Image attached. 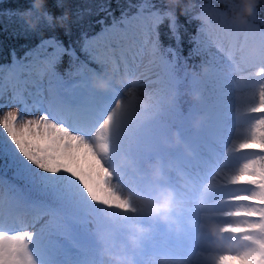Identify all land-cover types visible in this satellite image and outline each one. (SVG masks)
Wrapping results in <instances>:
<instances>
[{
    "label": "snow or ice",
    "instance_id": "obj_1",
    "mask_svg": "<svg viewBox=\"0 0 264 264\" xmlns=\"http://www.w3.org/2000/svg\"><path fill=\"white\" fill-rule=\"evenodd\" d=\"M131 7L134 12L110 23L101 20L91 38L84 34L79 54L46 39L0 66V109L17 106L0 116V264H110L104 249L124 244L128 250L146 188L133 189L124 179L127 168L117 175L110 167L121 151L141 166L145 158L171 156L196 185L185 197L196 220L185 236L189 242L172 245L166 237L161 245L153 233L134 253L136 264H147L153 251L167 252L179 264H191L189 254L196 264H264V22L257 27L255 13L237 26L210 0L202 4L200 11L211 17L194 42L210 70L199 79L158 39L159 25L167 20L175 30L177 18L151 0ZM250 41L256 56L247 54ZM100 45L106 50L102 68L112 62L117 73L142 74L135 91L91 86L89 74L100 71L89 64L98 60ZM64 56L77 61L75 72L59 71ZM232 66L238 74L230 76L224 69ZM145 81L150 88L140 92ZM188 84L211 85V103L184 100L181 89ZM172 86L177 94L166 107L160 97ZM201 111L208 122L193 129L190 121ZM33 112L40 114L26 119ZM172 129L192 156L161 143V136L171 139ZM205 217L218 220L239 241L236 247L212 250L202 243Z\"/></svg>",
    "mask_w": 264,
    "mask_h": 264
},
{
    "label": "clouds",
    "instance_id": "obj_2",
    "mask_svg": "<svg viewBox=\"0 0 264 264\" xmlns=\"http://www.w3.org/2000/svg\"><path fill=\"white\" fill-rule=\"evenodd\" d=\"M44 3L45 0H33V7L20 13L25 24L30 29L35 30L41 19H44L49 25L55 23L61 27L66 26L69 12L65 11L61 16L53 17L51 13L44 10ZM166 3L169 7L165 10V15L176 18L175 8L181 5V0H166ZM220 3L227 6L223 11L229 22L237 26H243L250 17L257 13L261 0H220ZM194 6L192 0H189L187 5L181 7V14H184L185 8ZM210 17V12L200 11L193 18L199 20L201 24L207 25ZM247 54L249 56L258 55L256 45H250ZM103 55V52H98V61L103 60ZM209 70V65L203 63V61L195 69L187 68L189 74L199 79H204ZM224 71L230 76L238 74V68L235 66L226 67ZM89 76L91 86L94 89L104 91L116 86L126 94L135 91L136 86L143 78L141 73L134 75L117 73L115 64L112 62H109L98 74L90 73ZM176 94L177 91L174 86L168 87L161 94V103L166 107H170ZM206 95L203 88L193 89L190 84L181 89L183 98L197 104L206 99ZM8 111L15 113L17 109L13 108ZM208 119V113L201 111L193 116L190 123L193 129L199 130L207 124ZM160 141L167 147L179 145L186 156L190 157L193 154L191 146L180 138L175 129L171 131L170 140L167 136H161ZM110 167L116 171L117 175H123L122 170L127 168L129 175L125 176L124 179L131 184L133 189L140 184H143L146 188L145 193L139 196L138 207L141 209V215L147 217L150 221V223H143L141 220H137L132 223L127 236L128 250L125 249L124 244L116 248L104 249V255L110 264H136L134 253L139 254L143 246L142 241L145 239L151 240L152 234L157 233L156 225L158 223L164 225L167 234L177 237L188 235L189 230L196 224V220L186 207L185 197L196 185L189 179L185 171L179 169L177 161L171 156L161 159L157 155L153 159L145 158L141 166L137 158L121 151L114 157ZM199 203L200 201L197 200V204ZM203 224L207 239L203 240L202 243L206 244L209 249L218 250L236 247L239 243L235 237L226 234L222 230L223 226L218 220L205 217ZM160 237L161 245H163L167 236L160 234ZM152 246L153 248L156 247L155 241H153ZM186 259L191 264H196V257L192 254H189ZM146 261L147 264H179V258L174 259L167 252L157 254L153 251L149 253Z\"/></svg>",
    "mask_w": 264,
    "mask_h": 264
},
{
    "label": "trees",
    "instance_id": "obj_3",
    "mask_svg": "<svg viewBox=\"0 0 264 264\" xmlns=\"http://www.w3.org/2000/svg\"><path fill=\"white\" fill-rule=\"evenodd\" d=\"M218 5H223L220 0H211ZM143 0H45L44 10L51 13L53 17L61 16L65 11L69 12L66 26L59 24L49 25L41 19L39 26L30 29L20 15L26 9L33 7V0H0V63L5 64L12 55L21 54L27 50H33L37 42L47 36L56 37L63 45L76 48L80 53V44L84 34L95 31L100 26L98 18L110 22L113 17H118L126 10L133 11L134 5L141 4ZM202 0H192L195 5L185 8L181 14V7L187 5L189 0H181V5L175 8L177 27L172 29L167 20L158 27V39L165 48L171 47L178 54V63L187 68H197L204 57L196 50L194 42L195 33L200 30L201 22L193 17L197 14L199 3ZM151 3L162 13L169 7L166 0H151ZM10 13H14L11 14ZM109 13L112 15L110 16ZM264 20V0L258 7L256 17ZM97 20V21H95ZM74 61L69 56H64L59 71L67 75ZM206 91V99L211 103V93ZM186 100V98L184 99Z\"/></svg>",
    "mask_w": 264,
    "mask_h": 264
},
{
    "label": "rangeland",
    "instance_id": "obj_4",
    "mask_svg": "<svg viewBox=\"0 0 264 264\" xmlns=\"http://www.w3.org/2000/svg\"><path fill=\"white\" fill-rule=\"evenodd\" d=\"M210 2H211L215 7L220 8L221 10H224V9H226V7H227V6H225V5H217V4L213 3L211 0H210ZM206 3H209V0H202V2L199 3V11H200V6H201L202 4H206ZM134 11H135V10H134ZM134 11H133V12H134ZM120 16H121V15H120ZM120 16H119V17H120ZM119 17H117V18H119ZM101 20H103V19H102L101 17H99V18H98V21H101ZM95 21H97V20H95ZM103 22H104L105 24H107V23H110L111 21H110V22H109V21L106 22V21L103 20ZM262 22H264L263 18L260 17V16H257V17H256V25H257V27H260ZM261 27H264V25H262ZM101 28H102V24H101V26H100V29H98L96 32H94V33H90V34H87V35L89 36V38H91V36H92L93 34L99 33V32L101 31ZM198 34H199V33H198ZM197 38L199 39V35H197ZM46 39H56V40H58L56 37H52V36L43 37V38H41V39L37 42V45H36L35 48H37V47H38V46H39L44 40H46ZM58 41H59V40H58ZM61 43H62V42H61ZM82 45H83V38H82V42H81L79 48H81ZM250 45H255V42H254V41H250ZM64 46H65V45H64ZM100 46H103V45H100ZM100 46H99V47H100ZM65 47H66V48H69V49L73 48L71 45H68V46H65ZM35 48H34V49H35ZM167 48H169V46H168ZM196 48H197V46H196ZM29 51H32V50H27V51H25V52H23V53H21V54H14V53H12L10 59H9L8 61H6L5 64L0 63V66H6V65H9L14 59H20V58H23V57L25 56V54H26L27 52H29ZM97 51L99 52V48L97 49ZM100 51L104 53L106 50L103 48V49H101ZM78 54H79V53H78ZM80 59H84V56L81 55V56H80ZM72 60L74 61V65L71 67L69 73H73V72H75L76 67H77V61H76L75 59H73V58H72ZM89 67H90V68H93V69H96V70H98V71H102V70H103V68L101 67L100 61H98V60H97V61H92V62L89 64ZM145 85L147 86V81H145ZM206 87H207V86H206ZM149 88H150V86L142 87V88L140 89V92H144V91H146V90H149ZM201 88H203V87H201ZM207 89H208L207 91H210V93L212 94V89H211V87H208ZM184 99H185V98H184ZM10 108H11V109H13V108L17 109V106H16V105H10L9 107H5V108H3V109H0V116H2L4 112L10 110ZM39 114H40V113H38V112H33V113L28 114V115L26 116V118H33V117H35V116H37V115H39ZM141 221H142L143 223H150V221L148 220L147 217H142V218H141ZM156 226H158V229H162L159 223H158ZM159 226H160V228H159ZM160 234H165V235L168 237V239H169V243L172 244V245L187 244V243L189 242L188 239H187L185 236H179V237H177V236H173V235H171V234H167V233H165V230H161L160 232H158V233H157V238H160ZM192 242H193V243H196L195 240H193ZM196 246L198 247L199 245L196 244Z\"/></svg>",
    "mask_w": 264,
    "mask_h": 264
},
{
    "label": "bare ground",
    "instance_id": "obj_5",
    "mask_svg": "<svg viewBox=\"0 0 264 264\" xmlns=\"http://www.w3.org/2000/svg\"><path fill=\"white\" fill-rule=\"evenodd\" d=\"M160 226H161V228H162V229H158V226H156L157 233H158V232H160L161 230H165V228H164V225H163V224H160ZM160 226H159V228H160ZM157 233H156V234H157Z\"/></svg>",
    "mask_w": 264,
    "mask_h": 264
}]
</instances>
